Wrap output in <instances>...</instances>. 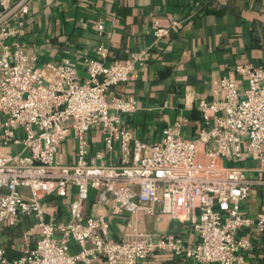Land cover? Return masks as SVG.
<instances>
[{
	"label": "built area",
	"instance_id": "1",
	"mask_svg": "<svg viewBox=\"0 0 264 264\" xmlns=\"http://www.w3.org/2000/svg\"><path fill=\"white\" fill-rule=\"evenodd\" d=\"M34 1L0 0V223L32 218L24 238L37 236L13 259L1 246L0 264H150L165 250L200 264H246L253 234L264 232V210L243 212L254 188L264 192V67L237 65L244 84L220 78L214 98L199 103L204 124L195 138L182 136L189 120L181 117L160 141L145 142L122 124L136 99L108 96L138 77L141 54L108 62L101 45L83 80L67 58L39 65L20 39ZM170 32L155 23L157 37ZM98 125L107 150L119 147V163L91 154L88 132ZM70 135L76 158L64 163L59 149ZM48 197L63 199L65 220L49 211ZM92 198L102 212H88ZM159 216L189 227L196 241L154 237L146 219Z\"/></svg>",
	"mask_w": 264,
	"mask_h": 264
},
{
	"label": "crops",
	"instance_id": "2",
	"mask_svg": "<svg viewBox=\"0 0 264 264\" xmlns=\"http://www.w3.org/2000/svg\"><path fill=\"white\" fill-rule=\"evenodd\" d=\"M100 22L103 32L98 30ZM156 22L170 28V34L157 37ZM20 39L39 65L70 60L78 67L80 80L87 76V58L97 57L101 45L109 49L108 62L141 54L138 77L113 86L108 93L137 101L136 110L121 114L123 126L134 137L153 143L162 139L167 126L187 117L181 134L195 138L204 124L199 103L214 98L220 78L232 75L244 84L246 80L235 71L237 65L264 67V0H35ZM88 137L91 154L101 151L109 162L119 163V147L107 150L100 125ZM76 144L72 135L61 144L62 162H74ZM47 204L50 212L67 218L62 198L48 197ZM103 210L93 198L89 201V213ZM262 210L264 192L254 188L243 212L256 217ZM32 223L28 217L19 225L0 223V247L8 258L24 254L36 243L37 236L29 245L24 238ZM146 226L156 238L173 232L196 241L189 227L167 216L148 217ZM252 240L255 252L247 256L246 264H264V232H255ZM94 264L108 263L101 258ZM150 264L200 263L165 250L157 251Z\"/></svg>",
	"mask_w": 264,
	"mask_h": 264
}]
</instances>
